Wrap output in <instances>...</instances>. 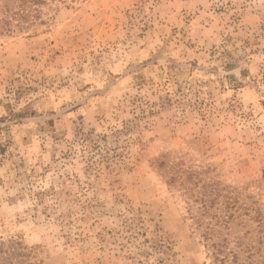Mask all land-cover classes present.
Listing matches in <instances>:
<instances>
[{
	"label": "rangeland",
	"instance_id": "1",
	"mask_svg": "<svg viewBox=\"0 0 264 264\" xmlns=\"http://www.w3.org/2000/svg\"><path fill=\"white\" fill-rule=\"evenodd\" d=\"M40 2L5 32L0 0V243L221 264L189 197L214 185L241 205L226 261L264 262V0Z\"/></svg>",
	"mask_w": 264,
	"mask_h": 264
},
{
	"label": "trees",
	"instance_id": "2",
	"mask_svg": "<svg viewBox=\"0 0 264 264\" xmlns=\"http://www.w3.org/2000/svg\"><path fill=\"white\" fill-rule=\"evenodd\" d=\"M19 2L18 7L13 10L7 9L4 13L1 24L2 30L11 32L14 22L28 21L33 18V5H40V0H14ZM35 10V9H34ZM23 24V23H22ZM19 27V26H17ZM163 166V165H162ZM191 176H194L191 174ZM175 178L170 181L174 183ZM214 185L202 186L195 194L189 195L192 201L193 226L194 230L201 234V237L207 242L210 248L213 249L216 259H220L219 263L228 264L223 249L230 243L228 237L232 234L237 236L241 233V205L237 200L224 194L223 188L213 187ZM192 215V214H191ZM257 220V218H253ZM260 222V221H259ZM253 234V233H250ZM248 233L243 237H239L237 245L240 248ZM258 235H263L258 233ZM264 236V235H263ZM261 248V247H259ZM32 252L27 251L18 242H2L0 243V264H42L41 262H34L31 258ZM246 255L245 253H241ZM248 259L255 260L256 264H264L258 260V256L254 254ZM249 256V254H248ZM239 257L236 258V260Z\"/></svg>",
	"mask_w": 264,
	"mask_h": 264
}]
</instances>
